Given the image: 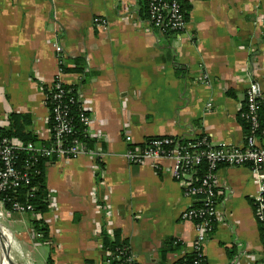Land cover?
Here are the masks:
<instances>
[{
  "label": "crops",
  "instance_id": "0c3cea01",
  "mask_svg": "<svg viewBox=\"0 0 264 264\" xmlns=\"http://www.w3.org/2000/svg\"><path fill=\"white\" fill-rule=\"evenodd\" d=\"M184 2L185 28L166 35L142 17L138 0H0V127L16 113L49 142L44 87L60 60L73 67L68 59L78 58L85 73L62 78L79 85L98 139L96 156L46 164L55 201L39 216L46 239L35 237L34 215L5 214L3 264H105L103 228L119 232L138 264H174L190 254L196 230L181 215L196 201L171 176V160L155 168L124 154L158 136L243 143L237 114L250 82L264 103V0ZM215 178L218 219L204 244L206 264H264L250 203L264 188V168L221 165Z\"/></svg>",
  "mask_w": 264,
  "mask_h": 264
},
{
  "label": "built area",
  "instance_id": "2783aa9c",
  "mask_svg": "<svg viewBox=\"0 0 264 264\" xmlns=\"http://www.w3.org/2000/svg\"><path fill=\"white\" fill-rule=\"evenodd\" d=\"M102 26L105 23L102 19H95ZM148 22L152 28L162 34L180 33L185 28L186 19L182 8V0H171L163 2L162 0H149L148 4ZM60 63L61 60H60ZM63 72L60 69L53 79L44 87V102L48 109L49 116H52L53 124L49 129L50 145L37 144L34 142H23L19 138L8 139L0 137V192L12 188H18L21 184L28 182V173L22 172L16 161V154L20 151L30 153V156H42L48 160L71 161L80 155L89 157L98 154L97 144L95 150L87 149L86 146L77 139H72L69 144L65 142V136L72 133L66 119V105L63 102V96L70 92L65 90L69 85L63 81ZM81 107L86 109L80 96L78 97ZM258 85L250 82L245 90V97L241 109L244 107L246 121L250 124L252 131L258 128L257 113L260 101ZM47 101L51 105H47ZM207 109H211V103L207 104ZM240 109V110H241ZM87 110V109H86ZM3 121V118L0 119ZM80 121L85 125L86 132L92 136L90 131V115L80 116ZM181 137L158 136L145 141L143 146L130 145L124 156L132 164H151L155 168L162 167V160H171L169 166L171 176L183 187L184 195L199 199L203 208L194 209L192 205L182 213V219L192 222L195 226L196 237L193 241L192 251L195 259L192 264H203L205 256L203 253L204 244L211 235V218L218 219L217 212V180L215 172L221 165L227 166H248L258 174L264 168V146L261 145L259 137L254 133L244 137L242 144L220 143L213 144L206 135L187 137L182 141ZM127 142L131 141L129 136L125 137ZM35 158V157H34ZM29 160L25 159L24 163ZM205 162L207 170L202 176H197L195 166ZM102 192L100 198L109 205L110 197L107 187L100 185ZM261 193L255 198L259 202L258 208L254 211L256 219L263 221L264 203ZM48 209L55 204L54 198L47 196ZM47 209V210H48ZM33 206L29 203L14 202L11 208L5 207V199L0 198V220L5 218L7 212L30 213ZM36 214V218H39ZM197 218L198 221H194ZM112 234V231L109 232ZM36 238H42V232L34 230ZM106 256L112 255L111 251H105ZM115 256V255H114ZM120 259L119 255L115 256ZM128 264H138L134 255L129 252L126 258ZM0 264H3L0 251Z\"/></svg>",
  "mask_w": 264,
  "mask_h": 264
},
{
  "label": "trees",
  "instance_id": "16d2710c",
  "mask_svg": "<svg viewBox=\"0 0 264 264\" xmlns=\"http://www.w3.org/2000/svg\"><path fill=\"white\" fill-rule=\"evenodd\" d=\"M141 5V15L143 18H148V4L149 0H138ZM163 2H169L171 0H162ZM182 8L184 10V17L187 20L188 18V11L190 10L189 5L185 4L184 0H182ZM78 58L68 59V62L73 63V67H68L67 62L62 60L60 68L63 73L76 71L85 73V64L79 62ZM84 80H82L83 82ZM65 90L70 89L69 93H66L63 96V104L66 105V119L68 121L69 126L72 128V133L70 135L65 136V142L69 144L72 139H77L82 142L87 149L95 150L96 144L98 139L96 137L90 136L85 130L86 127L80 121V116L82 115H89V111L83 109L81 107V103L79 101V85H67L64 87ZM260 101L259 110L257 113V121H258V128L255 131H252L250 124L246 121L245 118V108L243 107L237 114V121L242 126L244 137L254 133L260 139V143L264 141V103L258 98ZM47 105H51L49 101L46 103ZM31 119L28 117H23L16 113H10L5 119V126L0 127V137H6L8 139L12 138H19L23 142H34L38 144H43L45 146L50 145L51 141L44 142L40 141L34 133L30 130L29 124ZM53 124L52 116L48 117V127H51ZM147 138V140L151 139ZM185 139H181L185 141L187 137H181ZM146 140V141H147ZM143 146V144H139ZM35 157V158H34ZM25 159H28V163H24ZM16 161L17 166L22 172L28 173V182L21 184L18 188L8 189L6 191L0 192V198L5 199V207L10 209L12 203L14 202H22V203H29L33 206V210L29 213L30 215L36 216V214H43L48 209V190L46 187V164L50 163L51 161H56L55 158L53 160H48L42 156H30V153L26 151H20L16 154ZM197 176H202L206 170L207 165L205 162L201 163L194 167ZM217 191V189H216ZM262 199L264 203V192L262 193ZM196 202L192 204L194 209L203 208L202 202L199 199H194ZM218 201V198H217ZM250 203L252 205L253 211H255L258 206L259 202L255 201V199H250ZM264 215V210H263ZM211 218V234L215 230L216 220L213 217ZM194 221H198L197 218ZM259 227L260 238L264 248V219L260 221L256 219ZM35 225V230L42 232V238L48 237V228L42 223L40 218H36L33 221ZM101 239H102V248L107 251H111L112 255L106 256L104 258L105 264H128L126 258L129 256V247L128 243L124 240L120 239L119 232L114 230L112 234H107L104 228L101 230ZM119 255L120 259L116 258L115 256ZM195 259V254L190 253L185 255L180 260L176 261L174 264H192L193 260ZM264 262V258H263ZM51 264V261L48 262ZM203 264H206V259L204 260Z\"/></svg>",
  "mask_w": 264,
  "mask_h": 264
},
{
  "label": "bare ground",
  "instance_id": "6f19581e",
  "mask_svg": "<svg viewBox=\"0 0 264 264\" xmlns=\"http://www.w3.org/2000/svg\"><path fill=\"white\" fill-rule=\"evenodd\" d=\"M0 249H1V247H0Z\"/></svg>",
  "mask_w": 264,
  "mask_h": 264
},
{
  "label": "rangeland",
  "instance_id": "374dc122",
  "mask_svg": "<svg viewBox=\"0 0 264 264\" xmlns=\"http://www.w3.org/2000/svg\"><path fill=\"white\" fill-rule=\"evenodd\" d=\"M1 221V220H0Z\"/></svg>",
  "mask_w": 264,
  "mask_h": 264
},
{
  "label": "water",
  "instance_id": "95a60500",
  "mask_svg": "<svg viewBox=\"0 0 264 264\" xmlns=\"http://www.w3.org/2000/svg\"><path fill=\"white\" fill-rule=\"evenodd\" d=\"M6 253V252H5Z\"/></svg>",
  "mask_w": 264,
  "mask_h": 264
}]
</instances>
